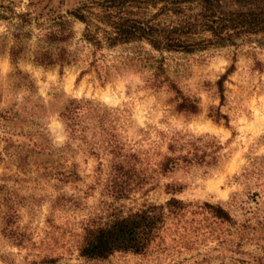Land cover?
I'll return each mask as SVG.
<instances>
[{
    "label": "trees",
    "instance_id": "1",
    "mask_svg": "<svg viewBox=\"0 0 264 264\" xmlns=\"http://www.w3.org/2000/svg\"><path fill=\"white\" fill-rule=\"evenodd\" d=\"M75 22L81 25L78 36L73 29ZM129 45L136 49L118 51ZM222 47L231 49V60L238 53L264 50V0H78L56 14H31L18 10L10 1L0 2V53L7 55L12 66L26 59L41 68L57 66L61 73L64 66L81 65L84 69L80 74L92 71L99 80L111 74H136L146 87L170 92L173 110L185 115L198 113L199 102L181 93L165 54L190 55ZM232 70L233 64H229L214 81L220 101L223 81ZM9 74L17 76L28 90L34 88L28 73L14 68ZM27 105L0 109V141L4 149L18 148L17 172H34L39 178L51 179L52 187L79 180L74 165L67 163L68 143L52 148L41 129L16 128L24 121L21 114L35 107ZM57 112L68 139L78 140L92 156L107 157V178L114 199H127L144 184L148 186L143 192L153 188L155 176L174 168L214 159V151L206 145L181 141L175 133L159 132L156 138L130 142L120 134L122 122L115 109L84 97L67 98ZM208 116L215 123L221 119L227 123L218 110ZM12 135L18 137L17 142L13 143ZM144 140H148L147 146L140 148ZM239 179L249 188L246 198L234 195L227 206L182 200L175 196L181 186L163 184V192L169 196L162 202L144 199L136 210L113 212L102 222L84 224L77 255L104 260L116 252L182 250L187 251L183 260H190L189 264L213 260L217 264H264V153L242 168ZM6 193L0 184L6 208L1 232L19 245L22 237L12 226L16 214ZM40 261L52 264L55 258Z\"/></svg>",
    "mask_w": 264,
    "mask_h": 264
},
{
    "label": "rangeland",
    "instance_id": "2",
    "mask_svg": "<svg viewBox=\"0 0 264 264\" xmlns=\"http://www.w3.org/2000/svg\"><path fill=\"white\" fill-rule=\"evenodd\" d=\"M7 1L31 14H56L78 0H0ZM73 29L78 36L81 25L75 22ZM135 49L129 45L118 51ZM165 55L170 75L181 93L197 98L198 113L185 115L174 111L170 92L146 87L136 74H111L99 80L92 71L80 74L84 69L81 65L64 66L59 73L57 66L41 68L26 59L19 60L14 67L7 55L0 53V109L35 105L31 113L21 112L24 121L17 123L16 128L20 125L41 129L52 148L68 143L67 163L74 165L79 173V180L57 187H52L53 180L39 178L34 172L19 174L18 148L4 149V142L0 141V184L4 185L16 214L12 226L22 237L16 245L1 232L6 208L0 194V264H45L40 261L43 257L55 258L52 264H189L190 260H183L188 253L182 250H151L145 254L116 252L104 260H86L77 255L76 244L84 224L102 222L113 212L126 214L136 210L144 199L165 200L169 196L163 192L166 183L181 186L175 196L186 201L227 206L234 195L246 198L249 188L242 184L239 175L254 156L264 153V50H255L249 55L238 53L234 60L229 47L190 55ZM254 60L259 63L255 65ZM229 64H233V70L223 81L220 101L214 81ZM14 68L28 73L34 88L28 90L17 76H10ZM70 97H84L107 109H115L122 122L120 134L130 142L156 138L159 132L175 133L181 141L206 145L207 150L214 151V159L210 163L174 168L155 176L153 188L143 192L148 186L144 184L140 190L130 192L129 198L114 199L107 178V157L88 154L78 140L68 139L62 129L57 111ZM216 110L226 116V125L223 119L215 123L208 116ZM17 139L12 135L13 143ZM147 141L140 142L139 147L146 148ZM28 159L31 163V157ZM200 264H217V261Z\"/></svg>",
    "mask_w": 264,
    "mask_h": 264
}]
</instances>
